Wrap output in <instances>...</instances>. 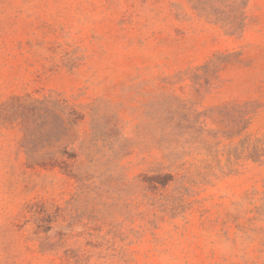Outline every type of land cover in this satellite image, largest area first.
<instances>
[{
    "label": "rangeland",
    "instance_id": "374dc122",
    "mask_svg": "<svg viewBox=\"0 0 264 264\" xmlns=\"http://www.w3.org/2000/svg\"><path fill=\"white\" fill-rule=\"evenodd\" d=\"M0 264H264V0H0Z\"/></svg>",
    "mask_w": 264,
    "mask_h": 264
}]
</instances>
